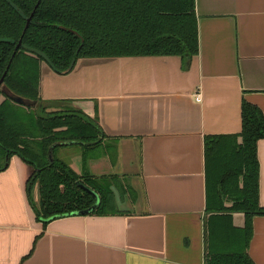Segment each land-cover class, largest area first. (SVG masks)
<instances>
[{
	"label": "crops",
	"instance_id": "crops-1",
	"mask_svg": "<svg viewBox=\"0 0 264 264\" xmlns=\"http://www.w3.org/2000/svg\"><path fill=\"white\" fill-rule=\"evenodd\" d=\"M196 13L200 49L190 63L80 59L67 75L42 64V99L71 101L104 133L85 166L79 147L57 157L105 177L121 213L45 228L28 198L34 169L14 156L0 172V264H206L205 138L240 134L244 101L264 113V0H196ZM258 157L264 208V139ZM32 196L39 203L38 185ZM232 216L243 229L245 214ZM249 254L264 264V215L253 219Z\"/></svg>",
	"mask_w": 264,
	"mask_h": 264
},
{
	"label": "trees",
	"instance_id": "trees-1",
	"mask_svg": "<svg viewBox=\"0 0 264 264\" xmlns=\"http://www.w3.org/2000/svg\"><path fill=\"white\" fill-rule=\"evenodd\" d=\"M199 49L196 0H0V80L6 75L3 86L37 102L36 107L20 105L0 88V172L14 156L33 167L28 198L45 228L95 205V197L83 187L100 196L90 215L121 212L105 177L85 169L78 174L57 157L60 148L79 147L85 166L101 147L104 133L71 101L42 99V64L67 75L80 59L180 56L190 63ZM263 139L264 113L246 101L240 134L205 138L206 264H255L249 248L253 219L264 215L258 157ZM36 185L39 203L32 196ZM234 213L245 214L243 229L234 226Z\"/></svg>",
	"mask_w": 264,
	"mask_h": 264
},
{
	"label": "water",
	"instance_id": "water-1",
	"mask_svg": "<svg viewBox=\"0 0 264 264\" xmlns=\"http://www.w3.org/2000/svg\"><path fill=\"white\" fill-rule=\"evenodd\" d=\"M39 5V4H38ZM37 5V7H38ZM36 7V8H37ZM35 13V12H34ZM34 13L31 15L30 18H28L27 20V27L29 26V24L31 23L33 17H34ZM63 30H67L66 27H61ZM71 33L77 35V36H80L79 33L77 31H74V30H69ZM22 46V41L19 42L18 46H17V50H19V48ZM6 76V75H5ZM5 76L1 78L0 80V88H2V92L8 97L10 98L11 100H13L14 102L20 104V105H23V106H28V107H36L37 106V102L36 101H30V100H27V99H24L16 94H14L12 91H10L6 86H3L4 84V79H5ZM55 149V146L52 147L51 149V153H50V158H51V161L53 162V151ZM8 165V164H7ZM87 192H89L90 194H92L95 199H96V203L93 207H91L90 209L88 210H85V211H82V212H79L77 213L78 216H87V215H90L92 214L100 205V196L92 191L91 189H88L86 187H83Z\"/></svg>",
	"mask_w": 264,
	"mask_h": 264
},
{
	"label": "built area",
	"instance_id": "built-area-1",
	"mask_svg": "<svg viewBox=\"0 0 264 264\" xmlns=\"http://www.w3.org/2000/svg\"><path fill=\"white\" fill-rule=\"evenodd\" d=\"M196 99H197V101H201V96L198 95Z\"/></svg>",
	"mask_w": 264,
	"mask_h": 264
},
{
	"label": "rangeland",
	"instance_id": "rangeland-1",
	"mask_svg": "<svg viewBox=\"0 0 264 264\" xmlns=\"http://www.w3.org/2000/svg\"><path fill=\"white\" fill-rule=\"evenodd\" d=\"M76 149V148H75Z\"/></svg>",
	"mask_w": 264,
	"mask_h": 264
}]
</instances>
